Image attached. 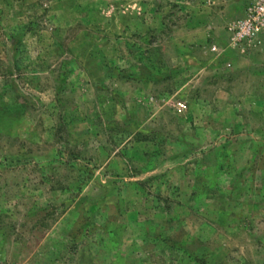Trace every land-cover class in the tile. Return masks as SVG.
Masks as SVG:
<instances>
[{
	"label": "rangeland",
	"instance_id": "rangeland-1",
	"mask_svg": "<svg viewBox=\"0 0 264 264\" xmlns=\"http://www.w3.org/2000/svg\"><path fill=\"white\" fill-rule=\"evenodd\" d=\"M246 6L0 0V264H264Z\"/></svg>",
	"mask_w": 264,
	"mask_h": 264
},
{
	"label": "built area",
	"instance_id": "built-area-1",
	"mask_svg": "<svg viewBox=\"0 0 264 264\" xmlns=\"http://www.w3.org/2000/svg\"><path fill=\"white\" fill-rule=\"evenodd\" d=\"M231 43L236 48H249L261 43L264 34V0H247L245 15L229 27ZM212 50L218 52V46ZM182 107H185L181 104Z\"/></svg>",
	"mask_w": 264,
	"mask_h": 264
},
{
	"label": "crops",
	"instance_id": "crops-1",
	"mask_svg": "<svg viewBox=\"0 0 264 264\" xmlns=\"http://www.w3.org/2000/svg\"><path fill=\"white\" fill-rule=\"evenodd\" d=\"M244 16H242V18H243Z\"/></svg>",
	"mask_w": 264,
	"mask_h": 264
}]
</instances>
